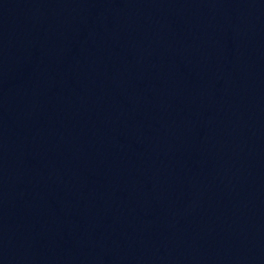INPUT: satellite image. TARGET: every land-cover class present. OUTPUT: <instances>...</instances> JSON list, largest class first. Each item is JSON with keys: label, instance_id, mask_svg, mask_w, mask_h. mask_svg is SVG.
<instances>
[{"label": "water", "instance_id": "water-1", "mask_svg": "<svg viewBox=\"0 0 264 264\" xmlns=\"http://www.w3.org/2000/svg\"><path fill=\"white\" fill-rule=\"evenodd\" d=\"M55 264H264V0H70Z\"/></svg>", "mask_w": 264, "mask_h": 264}]
</instances>
